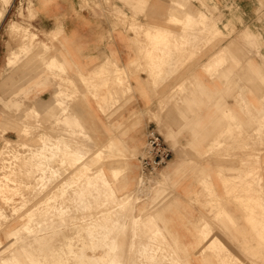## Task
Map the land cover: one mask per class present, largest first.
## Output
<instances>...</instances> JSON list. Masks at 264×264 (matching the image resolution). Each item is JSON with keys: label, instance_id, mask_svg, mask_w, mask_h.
Instances as JSON below:
<instances>
[{"label": "crops", "instance_id": "crops-1", "mask_svg": "<svg viewBox=\"0 0 264 264\" xmlns=\"http://www.w3.org/2000/svg\"><path fill=\"white\" fill-rule=\"evenodd\" d=\"M110 1L126 24L116 23L107 0H34L28 25L37 39L26 59L19 43L2 36L8 21L22 23L10 7L0 23V142L20 140L22 121L29 130L39 115V141L77 142L93 152L91 164L110 145L139 157L156 132L173 150L152 179L163 174L165 181L157 192L143 191L148 197L128 218L153 220L179 264H264V0ZM211 16L224 35L213 42L205 29ZM228 25L235 30L229 39ZM15 56L20 62L10 66ZM55 60L64 74L49 69ZM158 71L161 78L151 75ZM61 88L77 94L64 106L68 113L56 99ZM138 157L117 181L121 168L106 165L118 195L140 183ZM147 234L139 230L135 252ZM124 235L123 262L133 261L131 229Z\"/></svg>", "mask_w": 264, "mask_h": 264}, {"label": "rangeland", "instance_id": "rangeland-1", "mask_svg": "<svg viewBox=\"0 0 264 264\" xmlns=\"http://www.w3.org/2000/svg\"><path fill=\"white\" fill-rule=\"evenodd\" d=\"M87 3L88 4H93V5L100 6V3H98V0H87ZM107 5L109 6V8H111L110 10H111V13H112V17H114L116 15L114 17V20H116L115 18H117L119 14H122L123 13L121 15L122 17L121 16H119V17L125 23L128 22V17H127L126 13L122 9L116 7L114 4L111 3L110 0H107ZM11 6H13L14 12L19 11L18 12L20 14L19 17L21 18L20 21H22V23H17V22H14V21H12V22H9L8 21V23L5 25V27L2 30V36H7L9 40L14 39L16 43H19V45L22 47V54L24 55V59H26L29 54H33L34 49H35L34 48V43H35V40L37 39V35L31 29V28H33L32 25H31V23H30V25H28L29 20L30 19H33L35 17L33 15V11H32L33 6H34V0H0V23L6 17V14L8 13V11H9V9H10ZM26 11H29L30 18H28V19H27V17L24 16V14H25ZM2 13L5 14V15H3ZM202 15L205 16L204 14H201L200 15V20L201 21L202 20L205 21L204 18L206 16L203 17ZM123 16L126 19H123L124 18ZM213 18L214 17L212 16V18H211L212 20L210 19V21L208 23H206V25H205V29L207 31H209L210 33H212L211 34L212 35L211 36V42H213V40H215V38L216 39H219L221 36L224 37L223 34L222 35L220 34L219 25H218L219 22L217 23V25H216V27L214 29L212 28V25H211L212 22L211 21H214L215 20ZM209 23H210V26H209ZM207 27H209V28H207ZM226 29L228 30V34H229V35L227 34L226 37H227V39H229L230 37H232L234 35L235 30H234V28H231L230 29V26L229 25L226 27ZM211 30H213V31H215L217 33L215 34V32L213 33V32H211ZM155 32L154 33L157 35V31L156 30H155ZM218 32H219L220 35L218 34ZM28 37H30L31 40L33 39L34 40V43H33V41H30V38H28ZM245 38L247 40H249V41H250V39H253L252 33H248V35H246ZM251 41H253V40H251ZM29 43H30V45H29ZM29 48H31V49H29ZM25 49H27V52H26ZM8 50H9V56H10V54H11L10 45L8 46ZM10 59H9V65L10 66H16L20 62V59H19L18 56L10 57ZM49 69L50 70L60 71L63 74L66 72L65 69L63 68L62 64H60L56 60L54 61V65L53 66L52 65H51V67L49 66ZM151 75L154 76L153 72L151 73ZM119 80H120V77H119ZM61 91H62V93H61V100H63V101H61L62 102L61 106L63 107V111H65L66 113H68L69 112V108L64 107V106L66 105V103H68V99H69V101L74 100L77 97V94L73 93L69 88H66V89H62L61 88ZM26 96L27 95H25V97ZM36 119H37L36 120V125H31V128H29V130L26 128L28 121L27 120L22 121V124H23V127L22 128H24V129L22 131H20V130L17 131L18 132V137L21 138L20 140L17 141V143L16 142H12L10 145H7V141H5V140H4V142L3 141L0 142V208H3V210L5 211V217H3V218L0 219V228L2 229V230L0 229V239L2 240V244L0 245V251L2 252V253L0 252V259L2 257H4V260L1 259L2 261H0V262H1V264H10V263L11 264H44V263L45 264L46 263L47 264H53V263H55V264H57V263L58 264H71L72 262H73L72 264H93V263L94 264H97V263L98 264H104L111 257V253L107 249H105L104 247H102V246H100V248L97 247L96 250H93L94 243H95L94 240H97L98 238L97 239H95L96 237H94V238L91 237L90 238V236H89L90 234L88 232V228L85 227L86 224L89 223L87 221H90V222L91 221H95V219L99 217V215H97L99 210H98V208H96L97 205L99 204L98 201H95L94 202L95 204L97 203L96 205L95 204L93 205V203H92L91 210L87 211V213H86L87 215H85V213H81L78 210L75 211V208H80V207L83 206L82 198L76 199L74 197V195H73V193H74L73 190L74 189H72V186L74 187V182L76 180V178H75V176L73 175L72 172H74V170L76 169V167L75 168L72 167L73 165H71L70 163H72V161L74 160V158H73L74 155H72L71 153L74 154L75 151H66L65 153H67V154H65L64 152L63 153L60 152V155H62V154L65 155V156L62 155V157H61L59 154L54 153V151H49L50 148L54 147L55 145L53 143L52 144L50 143L51 145L50 144L48 145V143L46 141H45V144H46V146L48 145L47 148L50 147V146L51 147L48 148V152L46 151V153H45L46 155H44V157H42V154H44V153H40L39 154V152L35 151V149H28L29 148L28 145L31 146L30 148H32V146L34 144H35V146H39L40 141L43 140V138H40V141H39V136H40L39 134L42 133V131H43V123L40 120L41 117H39V115H37L36 116ZM67 128L68 127H66V129ZM24 130H27V134H24L23 133ZM6 132H8V131H3V133H6ZM70 134L74 135V133H70ZM19 141H20V143H19ZM42 142H44V140ZM67 143H68V141H65L63 143L61 142V144H67ZM56 146H57V143H56ZM76 146H78L80 148V150L78 149V152L79 153H81V149H82V151L86 150L84 148L85 146H83V145H80V144L77 143ZM109 150L110 151L112 150V153ZM107 151H109L108 153H110V154H108L106 156V152ZM107 151L105 153H103L104 155H101V156L97 155L98 158L94 159L92 161L93 163L91 162V164H90V160L91 159L88 161L89 164L92 165V169L94 171L93 173L96 174L98 171L102 170V171H104L106 173V175L108 177L109 174H108V171L106 170V165L107 164L110 165L109 167H111V166H117L118 165L120 168H122L121 171H120V173L118 174V173L115 172L113 174H114V177L115 178L116 177H119L120 174H123V173L126 172L125 171V164L128 163V162H130V161L136 160V158L138 157V154H134V155L125 157L124 155L119 154V152L112 145H110V147H109V149ZM21 152H23V153L25 152V154H22ZM36 152H37V154H36ZM49 152H51V153H49ZM15 153L21 154L20 156L18 155L19 156L18 161L15 159V156H14V158L12 157V155H15ZM113 153H115V154H113ZM33 154H35L34 155L35 157L33 156ZM90 154H91V152H90ZM26 155H27V157H26ZM69 156H71L72 158L69 157ZM22 157L23 158L25 157L26 159L27 158L28 159L25 161V158H24V161H23V158ZM36 157H40V158L42 157L43 160H42V158L40 159V158H36ZM65 157H67V158H65ZM99 157H101V158H99ZM69 158H70V160H69ZM37 159L39 160V162H38ZM49 159H51L50 162H49ZM47 160H48V162H47ZM27 161H30V164L32 163L31 164L32 167H31V165H29V162H27ZM12 163H13V166H12ZM17 163H18V165H17ZM22 163H24L25 165L22 164ZM4 165H6V166H4ZM41 167L47 168V170H48V172L45 173L46 178L47 177L50 178L51 176L52 177L58 176V174L60 172L62 174H65V175H63V176L61 175L62 176V179L60 178V180L58 182L54 183L53 185H49V184L46 185L47 182L43 181L44 183H46L45 185L47 186L44 189V186L45 185H43V187H42V184H44V183L40 182V183H37L36 184L37 181H35L36 179L34 178V176H38V175H42L43 176V174H44L43 171H45L46 169H44L42 171ZM69 167H72V168H69ZM26 168H27V170H26ZM39 169H40L41 172H39ZM53 170H55V171H53ZM58 170H59V173H58ZM19 171H21V172H19ZM16 173H18V174L16 175ZM78 173H79V171H78ZM82 173L83 172L79 173L77 175V178H79V179L83 178ZM160 173H161V171H160ZM49 174H50V176H49ZM17 176L18 177H21V179L18 178ZM22 176H24V177H22ZM73 176H74V178H73V180H71ZM160 176H161V178L164 177L163 174H160ZM46 178L44 177V179H46ZM141 178L145 181V182L141 183L142 185L140 183L137 184V188L136 189H134L132 191H129V192L125 193L124 195H118L117 194L119 197H124V196H126L127 194H129L131 192L133 193V191H134L135 194H133L134 197H132L133 200H131L132 207L130 205V208H129V211H128L129 213H130V211H133V213L131 212L130 214H135L136 207L138 206L137 203L140 201V199H142L143 197H148V195H145L143 193V191L149 190L148 188L151 187V186L152 187L153 186H157L156 184L160 180V177H159V179H155V181L152 180L153 178L152 179H148L145 176H142ZM108 179H109V177H108ZM117 179L118 178H116L115 180L117 181ZM69 181H70V184H68L69 186L66 185V187H65V188H68V190H66L65 188H63V186L61 188V185H63L64 183H67ZM114 181L112 180V182H114ZM162 184L163 183H161L160 186H162ZM40 187H42V188H40ZM159 187L157 189H155L154 191L150 192V193L157 192V190H159ZM38 188H40L39 191H38ZM71 189H72L73 192L71 191ZM138 190H140V191H138ZM67 191H69V193ZM46 195H48L49 197L46 196ZM73 197H74V199H73ZM43 200H45V201H43ZM40 202H42V203H40ZM44 202H46V203L47 202H50V203L48 205H45V208H47V210L45 209L46 210L45 212H43V211L42 212H39L38 215L40 214V217H42V218L45 216V218L42 219V218H39V217H37L35 215H33L35 219H33V217L32 218H29V215H27V213L31 209L36 211L37 208H38L37 206L42 205ZM61 202H62V204H61ZM58 205H60V206H58ZM22 206H24V208ZM68 207H69V209H67ZM12 208H13V210H12ZM15 208H16V210H18L17 214H15V212H14L15 211L14 210ZM54 208H56V209H54ZM48 209H49V212H47ZM61 209L64 210V211H62ZM52 210H53V212H52ZM56 210H57V212L59 211L58 212L59 213L58 216H57ZM19 211H20V213H19ZM37 211H39V209ZM66 211H67V213H64ZM46 212H47V216L45 214ZM60 212H61V214H60ZM93 212H95V213H93ZM42 213L45 214V215L43 216ZM50 213H52L54 216L52 214H50ZM88 213H90V214H88ZM91 213L94 214L95 218H94V216ZM129 213H128V215H130ZM49 214L51 216H49ZM11 215H13V216H11ZM60 216H62L61 218H63V219H60L59 218ZM50 217L51 218L53 217V219H51ZM81 217H82V219H81ZM86 217H89V218L85 219ZM91 217H92V219H91ZM28 218H29V220H28ZM26 219L28 220V222H27ZM37 219H38V223H37ZM47 219L48 220L49 219L52 220V222H54V223H52L51 221H48ZM54 219H56L57 221H55ZM33 220H34V222H33ZM76 220H78V221H76ZM80 220H82V221H80ZM84 220H86V221H84ZM104 220H106V218H104L103 220L99 221L98 222V225H103V224L105 225L106 224V221H104ZM129 220L132 221L133 220L132 217H130L128 219V222H130ZM42 221L44 222V224L41 223ZM45 221L50 222L51 225L53 226V228L51 227V229H49L48 232L45 231L44 233H53L54 234L56 232V234L49 236L47 239L45 238L42 241L43 242V245H42L41 240L40 241H36L37 239L36 238H33V237H34V235H36V237H38L39 230L42 229L44 227V225L45 226L47 224L50 225L48 222H45ZM32 222L34 224L37 223V224H35L36 227H35V225ZM2 223H3V225H2ZM27 223H29V225ZM60 223L63 224V225H61ZM101 223H103V224H101ZM32 224H33L34 228H32V226H31ZM38 224H39V226H38ZM40 224H42V225H40ZM58 224H60V225H58ZM153 225H154L155 229H154ZM153 225L151 226V228L153 227V230L150 228L151 229L150 230V233L153 234V233H155L157 231L155 233V235L157 236V234H158V236H157L158 239L161 238L160 241H163L164 240V245L163 246H165V245L168 246L169 247V250H170L171 249L170 245L165 244L166 243L165 241H167V239L165 237H163L164 235H162V233H161L160 230L159 231L157 230L158 228L156 227V225L154 224V222H153ZM30 226H31V229L32 230L30 229ZM55 226H57V227H55ZM25 228H28V229H25ZM73 228H75V229H73ZM33 229L36 230V231H34ZM50 230H53V231L51 232ZM24 231H26V232H24ZM31 231H33L34 233L33 234H29V232H31ZM22 232H24L25 236H23L24 234ZM18 233L21 234V236H23L22 238L24 239V241L21 240L22 238H21V236ZM40 234H42V233H40ZM159 234L162 235V237ZM18 235L20 236L21 239L19 238ZM155 235L154 234H153V236L151 235L150 236L151 239H154ZM124 236H126V235H124ZM124 236H122V240H124V238H125ZM25 237L27 239H25ZM157 237H155V238H157ZM14 238L15 239L16 238H19L21 240L20 243H19V239H16L15 240ZM12 240L14 242H12ZM17 242H18V244H17ZM30 242H32V243H30ZM33 242H36V243L33 244ZM24 244L25 245L27 244V245L24 246ZM212 245L211 246L214 247V249H215V247L217 246V241L216 240L213 241ZM56 246H58V247H56ZM127 246L128 245L126 244L125 247H127ZM166 246L162 248L163 251H160V252H163L162 253L163 256H161V253H158V255H155L154 253L152 254V252H151L150 253V255H151L150 256V259L152 261L149 258H147V257H149V254H148L146 256V259H145L146 262L144 261L143 264H145V263L146 264H149V262H148L149 260H150V264L151 263H153V264H160V263L161 264H172L173 263V264H175L176 262L166 263L167 262V260H166L167 259V256H168V258L170 256H169V254L168 255L166 254V256H165V253H168L169 252L171 254V252H170L171 250L170 251L168 250V252H167L168 247H166ZM101 248H103L104 251H101L102 250ZM69 249H70V251H69ZM82 249L85 250V252ZM24 250H26V251H24ZM97 251L100 252V254H102V252H104V255L102 254V255L97 256L95 254ZM11 253H13V254H11ZM93 253L96 256L88 255V254H93ZM135 253H136V256H137V252H135ZM55 254H56V256H55ZM106 254H107V256H106ZM5 255H9L8 256L9 258H7V256L5 257ZM11 255H13V256L10 257ZM34 255H35L36 258L34 257ZM171 255H173V254H171ZM136 256H135V259L133 261H132V259H131V261H129V264H137V262H136ZM164 256H165V258H164ZM32 257H33V259H32ZM87 257H89V258H87ZM102 257H103V259H102ZM174 257H175V255H174ZM174 257H173V259H174ZM13 258H15V259H13ZM27 258H29V259H27ZM37 258H38V261H36ZM5 259H7V260H5ZM9 259H11V260H9ZM39 259L42 261L41 263H40V260ZM88 260H90V262ZM154 260H155V262H153ZM8 261H9V263H8ZM173 261H177L176 257H175V259ZM3 262H5V263H3ZM177 264H179V263H177Z\"/></svg>", "mask_w": 264, "mask_h": 264}, {"label": "bare ground", "instance_id": "bare-ground-1", "mask_svg": "<svg viewBox=\"0 0 264 264\" xmlns=\"http://www.w3.org/2000/svg\"><path fill=\"white\" fill-rule=\"evenodd\" d=\"M233 4V3H232ZM180 5V4H179ZM234 8V7H233ZM109 9H111V8H109ZM119 13V12H118ZM207 13V12H206ZM3 14V13H2ZM123 14V13H122ZM122 14H119L118 15V17L117 18H115L116 20V23H124V24H126L119 16H121ZM195 14V13H194ZM222 14V13H221ZM3 15H5V14H3ZM116 16V15H115ZM114 16V17H115ZM190 16V15H189ZM192 16H194L193 14H192ZM203 16V15H202ZM4 17V16H3ZM113 17V18H114ZM122 17V16H121ZM124 17V16H123ZM198 17V16H197ZM203 17H205V16H203ZM212 17V16H211ZM210 17V18H211ZM224 17V16H223ZM192 18V17H191ZM190 18V19H191ZM205 18H207V17H205ZM204 18V19H205ZM224 18H226V17H224ZM2 19V18H1ZM123 19H126L125 17L123 18ZM193 19V18H192ZM214 19V18H213ZM179 20V19H178ZM177 20V21H178ZM194 20H195V18H194ZM212 20V19H211ZM193 21V20H192ZM191 21V22H192ZM194 22V21H193ZM212 22V23H211ZM210 23H211V25H212V28L214 29L215 27H216V25H217V23L219 22V21H216V20H214V21H211ZM115 23V24H116ZM210 23H209V26H210ZM120 24V25H121ZM205 24H206V22H205ZM117 25V24H116ZM123 25V24H122ZM193 25V24H192ZM195 25H196V22H195ZM222 25V24H221ZM185 26V25H184ZM199 26V25H198ZM193 28V27H192ZM207 28H209V27H207ZM218 28V27H217ZM216 28V29H217ZM224 28V27H223ZM62 29V28H61ZM159 29V28H158ZM224 29H226V28H224ZM58 30H59V28H58ZM58 30H57V32H58ZM202 30V29H201ZM54 31H56V30H54ZM157 31V37H161V35H162V30L161 29H159V30H156ZM190 31H191V29H190ZM195 30L193 29V32H194ZM220 31V30H219ZM227 31V30H226ZM189 32V31H188ZM192 32V33H193ZM211 32H215V31H213V30H211ZM29 33V32H28ZM56 33V32H55ZM59 33H62L60 30H59ZM156 33V32H155ZM187 33V32H186ZM196 33V32H195ZM194 33V34H195ZM208 33V32H207ZM217 32H215V34H216ZM224 33V32H223ZM58 34V33H57ZM212 34V33H211ZM218 34H219V32H218ZM156 35V34H155ZM164 35V34H163ZM167 35V34H166ZM169 35V34H168ZM170 35H172V34H170ZM188 35H189V33H188ZM220 35V34H219ZM222 35V34H221ZM229 35V34H228ZM183 37H185V35H183ZM192 37H193V34H192ZM25 38V37H24ZM28 38H30V37H28ZM36 38V37H35ZM180 39V38H179ZM190 39V38H189ZM216 39V38H215ZM185 40V39H184ZM194 40V39H193ZM30 41H33V43H34V40L32 39L31 40V38H30ZM177 41V40H176ZM181 41V40H180ZM171 42V41H170ZM183 41H181V43H182ZM208 42V41H207ZM32 43V42H31ZM163 43V42H162ZM184 43V42H183ZM191 43V42H190ZM193 43V42H192ZM167 44V43H166ZM188 44V43H187ZM199 44V43H198ZM216 44V43H215ZM29 45H30V43H29ZM182 45V44H181ZM193 45V44H192ZM191 45V46H192ZM170 46V45H169ZM203 46V45H202ZM199 47V46H198ZM197 47V48H198ZM185 48V47H184ZM191 48V47H190ZM194 48V47H193ZM211 48H212V46H211ZM29 49H31V48H29ZM186 49V48H185ZM26 50V52H27V49H25ZM165 51V50H164ZM24 52V51H23ZM165 53V52H164ZM22 54V53H21ZM28 54V53H27ZM169 54V53H168ZM179 54V53H178ZM186 54H188V53H186ZM176 55V54H175ZM172 56V55H171ZM169 58V57H168ZM182 58H183V56H182ZM215 58V57H214ZM11 60V59H10ZM166 64V63H165ZM167 66H168V64H166ZM113 66V65H112ZM107 69H109V68H107ZM111 69V68H110ZM109 69V70H110ZM159 69V68H158ZM157 69V70H158ZM168 69V68H167ZM167 69H166V71H167ZM161 70V69H160ZM164 70H165V67H164ZM163 70V71H164ZM115 71H117V70H115ZM114 71V72H115ZM154 71V70H153ZM165 71V72H166ZM159 72V73H158ZM157 73H155V72H153V74L154 75H157L158 77L160 76V74L162 73V71H158ZM164 72V73H165ZM117 73H118V71H117ZM152 73V72H151ZM113 76V75H112ZM120 78H122V77H124V75H123V73H120V69H119V75H118ZM118 76H116V77H118ZM119 77H118V79H119ZM162 76H160V78H161ZM61 79V78H60ZM146 79V78H145ZM159 79V78H158ZM144 80V79H143ZM92 82V81H91ZM144 82V81H143ZM61 84V83H60ZM94 84V83H93ZM91 85V84H90ZM95 85V84H94ZM93 85V86H94ZM97 86V85H96ZM99 86H101V85H99ZM94 92V91H93ZM102 92H104V91H102ZM61 93H62V91H59V93L57 94V96H56V99L58 100V103L61 105L62 104V102L61 101H63V100H61ZM101 93V92H100ZM96 94V93H95ZM242 98V97H241ZM95 99V98H94ZM97 99V98H96ZM242 101H243V99H242ZM68 102H69V99H68ZM67 104V103H66ZM246 105V104H245ZM77 111V110H76ZM65 112V111H64ZM1 113V112H0ZM66 113V112H65ZM76 113V112H75ZM75 117V116H74ZM73 117V118H74ZM6 118H7V115H6ZM6 118H4V119H6ZM11 117H9V119H10ZM3 119V120H4ZM12 120V119H11ZM67 120V119H66ZM16 121V120H15ZM80 121V120H79ZM8 122H10V121H8ZM78 123V122H77ZM68 125V124H67ZM81 125V124H80ZM71 127V126H70ZM68 129V128H67ZM75 131V130H74ZM73 131V132H74ZM262 132V131H261ZM23 133L24 134H27V130H24L23 131ZM67 133H71V129H68V132L66 131V134ZM75 133V132H74ZM243 133V132H242ZM246 133V132H245ZM70 136L72 135V134H69ZM75 135V134H74ZM260 136V135H259ZM244 137V136H243ZM21 139V138H20ZM61 139V138H60ZM27 140V139H26ZM18 141V140H17ZM43 141V140H42ZM42 141H40V144H39V146L37 147V148H35V151H37V152H39V154L40 153H44V154H42V157H44V155H46L45 153H46V151L48 152V148H50V147H48L47 148V146L50 144V143H48V145L46 146V144H45V141L44 142H42ZM260 142H261V140H259ZM48 142V141H47ZM61 142L63 143V141H60V140H58V141H56V143H57V146H56V143L54 142L53 144L55 145L54 147H52V148H50V150L49 151H54V153H57V154H59L60 155V152H66V151H75V153L73 154V153H71L72 155H74L73 156V158H74V160L72 161V163H70L71 165H73L72 167H76V169L74 170V172H72L73 173V175L75 176V178H76V180H75V182H74V187L72 186V189H74L73 191H74V193H73V195H74V197L76 198V199H80V198H82V203H83V206L82 207H80V208H75V211H80L81 213H85V215H87L86 213H87V211H89V210H91V205H92V203H93V205L95 204L94 202L95 201H98V205H97V207L96 208H98V214L97 215H99V217L98 218H96L95 219V221H87V222H89L88 224H86V226L85 227H87L88 228V232H89V236H90V238L92 237V238H94V237H96L95 239H97V240H94V247H93V250H96V248L97 247H99L100 248V246H102V247H104L105 249H107L110 253H111V257L104 263V264H129V262H123L124 260H123V252H124V250H123V243H125L126 244V242H124L123 240H122V236L125 234V232L128 230V229H131V232H132V238L130 237V241H131V245H130V254L131 253H133V251H134V249L135 248H137V246H139L138 245V240H139V235H138V232H139V230L140 229H144L145 230V232L147 233L148 232V236H147V238L149 239H147L146 240V242H144V244H143V242H141V245H140V247H138V249L136 250V252H137V256H136V262H137V264H143V262L145 261V259H146V256L149 254V257H147V258H149L150 259V253L152 252V254L154 253L155 255H158V253H161V256H163L162 255V253L163 252H160V251H163V247H165V246H163L164 245V240L163 241H160V239H158V234H157V236L155 235V233L157 232H155V233H153L154 235H155V237H157V238H155L154 237V239H151V235L153 236V234H151L150 233V230L152 229L153 230V227H154V225H153V220L152 221H150V220H142V218L139 220V218L136 216H132V221H130V222H128V211H129V208H130V205L132 204L131 203V200H133V198L132 197H134L133 196V194H135L134 193V191H133V193L131 192V193H129V194H127L126 196H124V197H119L118 195H117V192H116V190L113 188V186H112V184H111V182H110V180L108 179V177H107V175H106V173L104 172V171H102V170H100V171H98L96 174L95 173H93L94 171H93V169H92V166H90V164H89V160H90V157H91V154H90V150H84V151H82V149H81V153H79L78 152V149L80 150V148L78 147V146H76V142L75 143H72L71 141H68V143L67 144H61ZM12 142H10V141H7V145H10ZM17 143V142H16ZM19 143H20V141H19ZM22 144V143H21ZM52 144V143H51ZM50 144V145H51ZM75 144V145H74ZM79 144V143H78ZM255 144V143H254ZM257 144H259V143H257ZM261 144H263V143H261ZM24 145V144H23ZM22 145V146H23ZM253 145V144H252ZM4 146V145H3ZM26 146V145H25ZM24 146V147H25ZM256 146V145H255ZM260 147V146H259ZM82 148V147H81ZM85 149H86V147H84ZM92 148V147H91ZM74 149V150H73ZM103 149V148H102ZM106 150V149H105ZM77 151V152H76ZM102 151V150H101ZM110 151V150H109ZM108 151V152H109ZM114 151V150H113ZM16 152V151H15ZM34 152V151H33ZM32 152V153H33ZM37 152H36V154H37ZM102 152H104V149H103V151ZM102 152H100L98 155L99 156H101V155H104ZM111 153H112V150L110 151ZM22 154H25V152L23 153V152H21ZM31 153V154H32ZM35 153V152H34ZM49 153H51V152H49ZM91 153H93V152H91ZM116 153V152H115ZM115 153H113V154H115ZM3 154V153H2ZM17 153H15V155H12V157L14 158V156H15V159L18 161V158H19V156L21 155V154H17ZM65 154H67V153H65ZM70 154V153H69ZM110 154V153H109ZM120 154V153H119ZM19 155V156H18ZM35 154H33V156H34ZM63 156H65L64 154H62ZM62 155H60L61 157H62ZM107 155V154H106ZM41 156V155H40ZM54 156V155H53ZM52 156V157H53ZM67 156V155H66ZM26 157H27V155H26ZM35 157V156H34ZM41 157V158H42ZM51 157V158H52ZM59 157V156H58ZM60 157V158H61ZM68 157V156H67ZM67 157H65V158H67ZM69 157H71V156H69ZM21 158V157H20ZM23 158V157H22ZM25 158V157H24ZM24 158H23V161H24ZM36 158H40V157H36ZM40 158V159H41ZM47 158V157H46ZM72 158V157H71ZM99 158H101V157H99ZM28 159V158H27ZM26 158H25V161L27 160ZM38 160V159H37ZM42 160H43V158H42ZM50 160L51 159H49V162H50ZM54 160V159H53ZM52 160V161H53ZM59 160V159H58ZM69 160H70V158H69ZM5 161V160H4ZM22 161V160H21ZM22 161V162H23ZM33 161V160H32ZM41 161V160H40ZM15 162V161H14ZM27 162H29V165H31L30 164V161H27ZM38 162H39V160H38ZM46 162V161H45ZM47 162H48V160H47ZM66 162V161H65ZM6 163V162H5ZM19 163V162H18ZM18 163H17V165H18ZM67 163V162H66ZM22 164H24V163H22ZM28 164V163H27ZM48 164V163H47ZM50 164V163H49ZM11 165V164H10ZM25 165V164H24ZM35 165V164H34ZM40 165V164H39ZM45 165V164H44ZM43 165V166H44ZM70 165V166H71ZM4 166H6V165H4ZM12 166H13V163H12ZM23 166V165H22ZM47 166V165H46ZM52 166V165H51ZM69 166V165H68ZM31 167H32V165H31ZM35 167V166H34ZM72 167H69V168H72ZM22 168V167H21ZM56 168V167H55ZM41 169H42V171L44 170V169H46L45 171H43V176L42 175H38V176H34V178L36 179L35 181H37L36 182V184L37 183H40V182H42V183H44L43 181H45V182H47V184L46 183H44V184H42V187H43V185H53L54 183H56V182H58L59 180H60V178L62 179V176L63 175H65V174H62L61 172L59 173V170H58V176H55V177H50V178H46V176H45V173H47L48 172V170H47V168H43V167H41ZM61 169V168H60ZM122 169V168H121ZM121 169H119V170H121ZM18 170V169H17ZM16 170V171H17ZM26 170H27V168H26ZM249 170V169H248ZM53 171H55V170H53ZM61 171V170H60ZM78 171H79V173H81V172H83L82 173V176H83V178H81V179H79V178H77V175L79 174L78 173ZM19 172H21V171H19ZM39 172H41L40 171V169H39ZM38 172V173H39ZM64 172V171H63ZM245 172V171H244ZM6 173V172H5ZM65 173V172H64ZM75 173V174H74ZM115 173V172H114ZM9 174V173H8ZM18 173H16V175H17ZM24 174V173H23ZM34 174V173H33ZM57 174V173H56ZM256 174V173H255ZM14 175V174H13ZM26 175V174H25ZM36 175V174H35ZM62 175V176H61ZM69 175V174H68ZM121 175V174H120ZM123 175V174H122ZM244 175V174H243ZM49 176H50V174H49ZM74 176L72 177V179L71 180H73V178H74ZM113 176V175H112ZM250 176V175H249ZM258 175H256V177H257ZM18 177V176H17ZM22 177H24V176H22ZM28 177V176H27ZM33 177V176H32ZM44 177L46 178V179H44ZM142 177V176H141ZM251 177V176H250ZM18 178H20L21 179V177H18ZM33 178V179H34ZM117 178V177H116ZM244 178H245V176H244ZM207 180V179H206ZM240 180V179H239ZM30 181V180H29ZM82 181V182H81ZM116 181V180H115ZM165 181V179H164V177H162L160 180H159V182L156 184L157 186H151V187H149L148 189H149V192H152L153 190H154V187H159L160 186V184L161 183H163ZM247 181V180H246ZM23 182V181H22ZM25 182V181H24ZM73 182V181H72ZM79 182V183H78ZM143 182H145L142 178L140 179V184L141 183H143ZM68 184H70V181L69 182H67V183H64L63 185H61V188H62V186H63V188H65L66 187V185H68ZM138 184V183H137ZM225 184H226V182H225ZM235 184V183H234ZM44 186V189H45V187H47V186ZM142 185V184H141ZM152 185V184H151ZM28 186V185H27ZM38 186V185H37ZM41 186V185H40ZM56 186V185H55ZM59 186V185H58ZM69 186V185H68ZM227 186H229L228 184L226 185V187ZM42 187H40V188H42ZM36 188V187H35ZM40 188H38V191H39V189ZM54 188V187H53ZM142 188V187H141ZM140 188V189H141ZM66 190H68V188H65ZM72 189H71V191H72ZM143 189V188H142ZM24 190V189H23ZM60 190V189H59ZM41 191V190H40ZM72 191V192H73ZM138 191H140V190H138ZM252 191V190H251ZM68 193H69V191H67ZM66 192V193H67ZM24 193V192H23ZM31 193V192H30ZM60 193V192H59ZM71 193V192H70ZM15 194V193H14ZM61 194V193H60ZM37 195V194H36ZM46 196H48V195H46ZM64 196V195H63ZM72 196V195H71ZM22 197V196H21ZM49 197V196H48ZM65 197V196H64ZM74 197H73V199H74ZM238 197H239V195H238ZM254 197H256V196H254ZM67 198V197H66ZM244 198H246V197H244ZM18 199V198H17ZM240 199H242V198H240ZM236 200V199H235ZM254 200V199H253ZM43 201H45V200H43ZM77 201V200H76ZM239 201H241V200H239ZM238 201V202H239ZM70 202V201H69ZM81 202V201H80ZM253 202V201H252ZM251 202V203H252ZM40 203H42V202H40ZM50 202H44L42 205H40V206H37L38 208H37V210L39 209V211H35V210H28L29 212L27 213V215H29V218H32L33 217V219H35L34 218V216L33 215H35V216H37V217H39V218H42V217H40V214L38 215V213L39 212H45L46 210H47V208H45V205H48ZM61 204H62V202H61ZM97 204V203H96ZM95 204V205H96ZM16 206V205H15ZM14 206V207H15ZM58 206H60V205H58ZM57 206V207H58ZM23 208H24V206H22ZM36 207V206H35ZM65 207V206H64ZM131 207H132V205H131ZM18 208V207H17ZM62 208V207H61ZM73 208V207H72ZM93 208V207H92ZM95 208V209H96ZM19 209V208H18ZM36 209V208H35ZM46 209V210H45ZM50 209V208H49ZM49 209H48V211L47 212H49ZM54 209H56V208H54ZM53 209V210H54ZM64 209V208H63ZM67 209H69V207L67 208ZM71 209V208H70ZM132 209V208H131ZM12 210H13V208H12ZM15 211V214H17V212H18V210H16V208L14 209ZM27 210V209H26ZM53 210H52V212H53ZM62 210V209H61ZM65 210V209H64ZM64 210H62V211H64ZM72 210V209H71ZM70 210V211H71ZM134 210V209H133ZM51 211V210H50ZM13 212V213H14ZM27 212V211H26ZM47 212L45 213L46 214V216H47ZM56 212H57V210H56ZM55 212V213H56ZM59 212V211H58ZM57 212V216L59 215V213ZM133 213V211H130V213ZM19 213H20V211H19ZM54 213V214H55ZM64 213H67V211L66 212H64ZM93 213H95V212H93ZM93 213H91L93 216H94V214ZM129 213V214H130ZM43 214V213H42ZM45 214H43V216L45 215ZM50 214H52V213H50ZM49 214V216H51ZM60 214H61V212H60ZM78 214V213H77ZM88 214H90V213H88ZM53 215V214H52ZM65 215V214H64ZM84 215V216H85ZM91 215V216H92ZM11 216H13V215H11ZM54 216V215H53ZM56 216V217H57ZM92 216V217H93ZM3 217H5V211L3 210V208H0V219L1 218H3ZM15 217V216H14ZM23 217V216H22ZM25 217V216H24ZM55 217V218H56ZM62 216H60L59 218L60 219H63V218H61ZM80 217V216H79ZM90 217V216H89ZM89 217H86L85 219H87V218H89ZM92 217H91V219H92ZM9 218V217H8ZM29 218H28V220H29ZM45 218V216L42 218V219H44ZM48 218V217H47ZM51 218V217H50ZM94 218H95V216H94ZM104 218H106V220H104V221H106V224L104 225L103 223H101V224H103V225H98V222L99 221H101V220H103ZM17 219V218H16ZM51 219H53V217L51 218ZM65 219V218H64ZM79 219V218H78ZM81 219H82V217H81ZM100 219V220H99ZM149 219V218H148ZM27 220V219H26ZM28 220H27V222H28ZM40 220V219H39ZM48 220V219H47ZM55 221H57L56 219H54ZM94 220V219H93ZM19 221V220H18ZM48 221H51L52 222V220H48ZM48 221H45V222H48ZM63 221V220H62ZM76 221H78V220H76ZM80 221H82V220H80ZM84 221H86V220H84ZM9 222V221H8ZM31 222V221H30ZM33 222H34V220H33ZM32 222V223H33ZM36 222V221H35ZM68 222V221H67ZM37 223H38V219H37ZM37 223H35V224H37ZM41 223H43L44 224V222L42 221ZM50 225H48L47 223V225L45 226L44 225V227L42 228V229H40L39 230V235H38V237H36V235H34V237L33 238H36L37 240L36 241H40L41 240V242L46 238H48L49 236H51V235H54V234H56V232L53 234V233H44L45 231H47L48 232V230L49 229H51V227L53 228V226L51 225V223L50 222H48ZM52 223H54V222H52ZM59 223V222H58ZM80 223V222H79ZM28 225H29V223H27ZM31 224V223H30ZM34 224V223H33ZM33 224L31 225L32 226V228H34V226H33ZM34 224V225H35ZM61 224V223H60ZM60 224H58V225H60ZM76 224V223H75ZM81 224V223H80ZM2 225H3V223H2ZM40 225H42V224H40ZM54 225V224H53ZM61 225H63V224H61ZM74 225V224H73ZM153 225V227L151 228V226ZM6 226V225H5ZM31 226H30V229H31ZM38 226H39V224H38ZM2 227V226H1ZM8 227V226H7ZM26 227V226H25ZM35 227H36V225H35ZM42 227V226H41ZM48 227V228H47ZM55 227H57V226H55ZM54 227V228H55ZM4 228V227H3ZM40 228V227H39ZM151 228V229H150ZM1 229V228H0ZM25 229H28V228H25ZM60 229V228H59ZM73 229H75V228H73ZM83 229V228H82ZM154 229H155V227H154ZM157 229V228H156ZM2 230V229H1ZM4 230V229H3ZM32 230V229H31ZM34 230V229H33ZM158 231H159V228L157 229ZM34 231H36V230H34ZM51 232L53 231V230H50ZM49 231V232H50ZM55 231V230H54ZM155 231V230H154ZM24 232H26V231H24ZM24 232H22L23 234H24ZM87 232V231H86ZM20 233V232H19ZM18 233V234H19ZM34 232L33 231H31V232H29V234H33ZM40 233H42V234H40ZM59 233V232H58ZM61 233V232H60ZM159 233V232H158ZM12 234V233H11ZM88 234V233H87ZM131 234V233H130ZM199 234V233H198ZM198 234H196V235H198ZM20 236H21V234H19ZM18 235V236H19ZM58 235V234H57ZM127 235V234H126ZM142 235V234H141ZM160 235V234H159ZM163 235V234H162ZM162 235H160L161 237H162ZM20 236H19V238H20ZM23 236H25V234L23 235ZM23 236H21V238L23 237ZM164 237V236H163ZM19 238H16V239H19ZM20 238V239H21ZM30 238V237H29ZM89 238V239H90ZM124 238V237H123ZM143 238V237H142ZM15 239V238H14ZM15 239V240H16ZM19 239V243H20V241L21 240H23L24 241V239L22 238L21 240ZM25 239H27L26 237H25ZM32 239V238H31ZM66 239V238H65ZM64 239V240H65ZM165 239V238H164ZM91 240V239H90ZM142 240V239H141ZM46 241V240H45ZM62 241V240H61ZM70 241V240H69ZM126 241V240H125ZM217 241V240H216ZM12 242H14L13 240H12ZM11 242V243H12ZM48 242V241H47ZM50 242V241H49ZM73 242V241H72ZM166 243L165 244H167V245H169V243H167L168 241H165ZM30 243H32V242H30ZM34 243H36V242H33V244ZM61 243V242H60ZM91 243V242H90ZM93 243V242H92ZM129 243V242H128ZM2 244V240L0 239V245ZM17 244H18V242H17ZM41 244V243H40ZM48 244V243H47ZM16 245V244H15ZM27 245V244H26ZM25 244H24V246H26ZM42 245H43V242H42ZM46 245V244H45ZM49 245V244H48ZM14 246V245H13ZM126 246V245H125ZM128 246H129V244H128ZM213 246V245H212ZM211 246V247H212ZM56 247H58V246H56ZM166 247H168V246H166ZM4 248V247H3ZM2 248V249H3ZM66 248V247H65ZM1 249V250H2ZM22 249V248H21ZM101 249H103V248H101ZM129 248H127L126 250H128ZM215 249H216V247H215ZM23 250V249H22ZM65 250V249H64ZM83 250V249H82ZM168 250H169V247H168V249H167V252H168ZM171 250V249H170ZM169 250V251H170ZM208 250V249H207ZM212 250V249H211ZM218 250V249H217ZM224 250V249H223ZM14 251V250H13ZM24 251H26V250H24ZM60 251V250H59ZM69 251H70V249H69ZM84 252H85V250H83ZM107 251V252H108ZM129 251V250H128ZM228 251V250H227ZM1 252V251H0ZM58 252V251H57ZM65 252V251H64ZM92 252V251H91ZM108 252V253H109ZM126 252V251H125ZM171 252V254H172V250L170 251ZM213 252V251H212ZM223 252V251H222ZM2 253V252H1ZM5 253V252H4ZM25 253V252H24ZM60 253V252H59ZM81 253V252H80ZM109 253V254H110ZM220 253V252H219ZM232 253V252H231ZM10 254V253H9ZM11 254H13V253H11ZM57 254V253H56ZM56 254H55V256H56ZM61 254V253H60ZM65 254V253H64ZM67 254V253H66ZM94 254V253H93ZM166 254L168 255L169 254V258H168V256H167V262L166 263H169V262H176L175 264H177L178 263V261H173L174 259H175V257H174V255H171L169 252L168 253H165V256H166ZM210 254V253H209ZM214 254H216V253H214ZM221 254V253H220ZM224 254V253H223ZM227 254H228V252H227ZM62 255V254H61ZM84 255V254H83ZM104 255V254H103ZM217 255V254H216ZM219 255V254H218ZM222 255V254H221ZM7 256V258H9L8 256L9 255H5V257ZM13 255H11L10 257H12ZM38 256V255H37ZM42 256V255H41ZM94 256H96V255H94ZM106 256H107V254H106ZM165 256H164V258H165ZM34 257H35V255H34ZM48 257V256H47ZM71 257V256H70ZM85 257V256H84ZM90 257V256H89ZM89 257H87V258H89ZM173 257H174V259H173ZM228 257V256H227ZM236 257V256H235ZM36 258V257H35ZM34 258V259H35ZM39 258V257H38ZM38 258H37V260L36 261H38ZM46 258V257H45ZM86 258V259H87ZM91 258V257H90ZM1 259H3L4 260V257H2ZM0 259V261H2ZM13 259H15V258H13ZM27 259H29V258H27ZM32 259H33V257H32ZM72 259V258H71ZM70 259V260H71ZM102 259H103V257H102ZM178 259V258H177ZM230 259H232V258H230ZM5 260H7V259H5ZM9 260H11V259H9ZM40 260V259H39ZM151 260V259H150ZM150 260L148 261L149 262V264H150ZM163 260V259H162ZM222 260V259H221ZM224 260V259H223ZM247 260V259H246ZM246 260H244V261H246ZM46 261V260H45ZM54 261V260H53ZM85 261V260H84ZM87 261V260H86ZM89 262H90V260H88ZM92 261V260H91ZM152 261V260H151ZM238 261V260H237ZM248 261V260H247ZM246 261V262H247ZM15 262V261H14ZM42 261L40 260V263H41ZM47 262V261H46ZM95 262V261H94ZM146 262V261H145ZM153 262H155V260L153 261ZM240 262V261H239ZM3 263H5V262H3ZM8 263H9V261H8ZM37 263V262H36ZM52 263V262H51ZM73 263V262H72ZM71 263V264H72ZM163 263V262H162ZM221 263H223V262H221ZM242 263V262H241ZM0 264H1V262H0ZM11 264V263H10ZM45 264V263H44ZM47 264V263H46ZM53 264H55V263H53ZM58 264V263H57ZM94 264V263H93ZM98 264V263H97ZM146 264V263H145ZM151 264H153V263H151ZM161 264V263H160ZM173 264V263H172ZM224 264V263H223Z\"/></svg>", "mask_w": 264, "mask_h": 264}, {"label": "built area", "instance_id": "built-area-1", "mask_svg": "<svg viewBox=\"0 0 264 264\" xmlns=\"http://www.w3.org/2000/svg\"><path fill=\"white\" fill-rule=\"evenodd\" d=\"M173 150L169 148L161 135L152 132L146 147L138 157L142 176L152 179L165 168L172 157Z\"/></svg>", "mask_w": 264, "mask_h": 264}]
</instances>
